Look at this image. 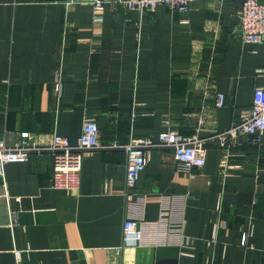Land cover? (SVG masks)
Returning <instances> with one entry per match:
<instances>
[{"label": "crops", "instance_id": "crops-1", "mask_svg": "<svg viewBox=\"0 0 264 264\" xmlns=\"http://www.w3.org/2000/svg\"><path fill=\"white\" fill-rule=\"evenodd\" d=\"M240 1L195 0L185 12L157 5L139 17L107 1L94 24L86 2L0 0L5 145L21 132L27 145H45L52 133L74 141L83 121L95 124L100 144L155 140L166 119L167 128L205 146L204 164L190 175L175 171L169 149H148L133 187L144 195L141 209L126 203L120 147L83 153L75 190L49 187L47 150L4 164L0 264H264V130L253 144L241 135L226 149L213 137L247 114L253 90L264 85L255 72L264 67L263 44L241 41ZM164 195L181 206L192 256L150 245L149 227L142 244L121 246L126 216L139 210L142 220H155Z\"/></svg>", "mask_w": 264, "mask_h": 264}, {"label": "built area", "instance_id": "built-area-1", "mask_svg": "<svg viewBox=\"0 0 264 264\" xmlns=\"http://www.w3.org/2000/svg\"><path fill=\"white\" fill-rule=\"evenodd\" d=\"M107 1L119 5L124 12L134 13L138 17L142 13H149L157 5H164L168 9L185 12L190 2L195 0H66L70 2H86L92 9L91 21L97 24L101 21V9ZM226 1V0H218ZM126 21L129 18L125 19ZM238 27L242 42L262 43L264 49V0H241L237 13ZM256 73L264 74V67L255 69ZM52 94L58 98L61 92V82L58 73L51 80ZM223 103V94L217 93L215 105ZM168 120H163L164 129L157 133L155 140L149 137H130L121 145L114 143L105 145L97 140V128L92 121H83L78 136L74 141L67 137L52 133L45 145H27L24 138L27 132L20 133L18 142L11 146L5 145L0 138V176L3 165L8 162H21L27 159L30 151L47 150L51 154V171L49 187L59 190H75L78 187V173L83 153L103 148L120 147L125 154L124 190L127 205L135 204L139 209L144 204V195L133 192L139 173L147 160L146 151L153 147H163L170 150L175 161L176 172L190 175L192 168H200L205 160V146L202 139L196 135L181 136L174 130L167 128ZM264 130V85L256 87L247 114L237 123L214 134L216 144L222 149L231 146L237 136H246L247 142L253 144L257 135ZM177 201V200H176ZM219 212V201L216 203ZM139 211V210H138ZM134 215H128L122 222L121 246H137L142 244L146 227L150 228V245H175L179 255L192 256L190 239L183 231L181 206L177 202H170V197H160V205L155 220L145 221ZM219 222L211 225L209 239L214 240ZM250 231L243 232L239 238V245L246 244Z\"/></svg>", "mask_w": 264, "mask_h": 264}]
</instances>
